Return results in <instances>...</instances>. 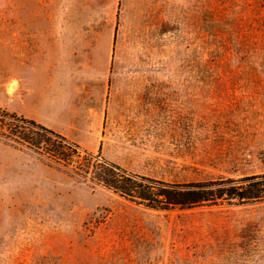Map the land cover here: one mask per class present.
<instances>
[{"label": "rangeland", "instance_id": "obj_1", "mask_svg": "<svg viewBox=\"0 0 264 264\" xmlns=\"http://www.w3.org/2000/svg\"><path fill=\"white\" fill-rule=\"evenodd\" d=\"M45 87L103 131L81 156L264 174V0H0V115L40 116ZM0 264H264V201L149 209L0 137Z\"/></svg>", "mask_w": 264, "mask_h": 264}, {"label": "trees", "instance_id": "obj_2", "mask_svg": "<svg viewBox=\"0 0 264 264\" xmlns=\"http://www.w3.org/2000/svg\"><path fill=\"white\" fill-rule=\"evenodd\" d=\"M0 137L43 155L73 170L91 183L105 187L136 205L154 210L192 209L204 205H247L264 201V174L240 179L166 183L133 175L105 159L81 156L79 145L46 126L3 112Z\"/></svg>", "mask_w": 264, "mask_h": 264}, {"label": "crops", "instance_id": "obj_3", "mask_svg": "<svg viewBox=\"0 0 264 264\" xmlns=\"http://www.w3.org/2000/svg\"><path fill=\"white\" fill-rule=\"evenodd\" d=\"M46 88L47 87L40 91L41 98L36 104L40 116L33 115L30 116V118L65 136L67 139H73L78 142L93 144L95 147H100L104 135L102 130H95V117H89L86 111L84 118H81L77 111L78 100L76 99L74 102L67 100L65 98L67 93L65 88H56L54 91L46 90ZM5 89L7 92V87H5ZM146 95H148V90L143 92V96ZM0 106L5 107V104L1 102ZM7 109L18 111L14 107H9ZM71 112L74 115L71 114Z\"/></svg>", "mask_w": 264, "mask_h": 264}, {"label": "bare ground", "instance_id": "obj_4", "mask_svg": "<svg viewBox=\"0 0 264 264\" xmlns=\"http://www.w3.org/2000/svg\"><path fill=\"white\" fill-rule=\"evenodd\" d=\"M15 85V84H14ZM13 87H15V86H13ZM11 89H14V88H11ZM10 91H13V90H10Z\"/></svg>", "mask_w": 264, "mask_h": 264}]
</instances>
